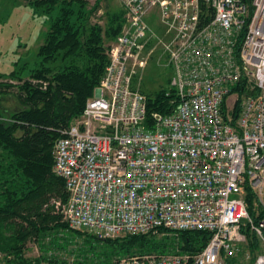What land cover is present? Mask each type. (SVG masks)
I'll return each mask as SVG.
<instances>
[{"label":"built area","instance_id":"2783aa9c","mask_svg":"<svg viewBox=\"0 0 264 264\" xmlns=\"http://www.w3.org/2000/svg\"><path fill=\"white\" fill-rule=\"evenodd\" d=\"M120 8L99 85L54 144L52 172L68 195L56 213L101 239L209 234L197 253L115 264H226L247 246V231L260 249L244 250L246 264L251 256L264 264V0H120ZM157 47L172 71L171 109L148 114L134 78ZM25 81L48 86L5 84Z\"/></svg>","mask_w":264,"mask_h":264},{"label":"trees","instance_id":"16d2710c","mask_svg":"<svg viewBox=\"0 0 264 264\" xmlns=\"http://www.w3.org/2000/svg\"><path fill=\"white\" fill-rule=\"evenodd\" d=\"M39 11L46 32L36 55L38 62L26 74L13 71L9 79L45 80L46 90L19 85L20 109L0 118V255L2 264H115L121 258L146 253H197L209 240L206 232H182L176 236H126L101 239L70 229L61 216L46 207L55 196L65 202L63 181L52 172L53 148L61 131L78 118L93 96L108 63L105 42L114 41L123 22V12L111 13L104 26L92 23L99 0H23ZM0 78H3L0 77ZM26 78V79H25ZM11 86L0 83V90ZM1 92V91H0ZM165 89L147 97V112L168 113ZM250 253L260 249L255 233L246 232ZM63 237V238H61ZM82 239V247L70 249L69 239ZM37 242L42 254L25 257L26 244ZM47 241V242H45ZM58 252L74 259L62 260ZM251 256L249 263L253 262ZM248 263V264H249ZM226 264H242L238 257Z\"/></svg>","mask_w":264,"mask_h":264},{"label":"rangeland","instance_id":"374dc122","mask_svg":"<svg viewBox=\"0 0 264 264\" xmlns=\"http://www.w3.org/2000/svg\"><path fill=\"white\" fill-rule=\"evenodd\" d=\"M86 1L90 7L96 2V0ZM120 9V0H99V8L92 17V23H97L103 27L106 17L111 13L120 11ZM150 17L148 22L157 27L156 16L150 15ZM43 21L44 18L41 17L40 12L23 0H0V77L3 76V78H0V83H5V81L20 82L17 79L11 80L4 76L13 71L18 72L23 67H25L24 70L33 68L38 62L36 52L39 45L42 44L43 35L46 32V25ZM109 43L105 42V46ZM171 78L172 71L168 66V58L163 49L157 47L144 69L135 76L134 82L142 93L149 95L160 89H167ZM10 86V89L3 88L0 90V112L3 114L21 108L17 100L19 95L18 86ZM13 87L16 89H12ZM56 202H61V200L51 196L48 203L45 204L46 206L44 205L43 210L45 207H53V212L56 213ZM69 241L71 242L70 249L82 247V239L71 237ZM237 248L239 253L236 257L239 260L243 259L245 251L242 250L241 245H237ZM41 254L37 242L30 240L26 244V258L35 259ZM58 255L62 260L68 262H72L74 259L63 252H58ZM246 261L244 257L242 264H246Z\"/></svg>","mask_w":264,"mask_h":264},{"label":"crops","instance_id":"0c3cea01","mask_svg":"<svg viewBox=\"0 0 264 264\" xmlns=\"http://www.w3.org/2000/svg\"><path fill=\"white\" fill-rule=\"evenodd\" d=\"M152 26H153V25H152ZM39 46H40V45H39ZM24 68H25V67L21 68V70H19L18 72H20L21 74H26L27 71H28L29 69L24 70ZM22 70L25 71V72H23ZM9 113H11V112H9ZM7 114H8L7 112L4 113V115H7Z\"/></svg>","mask_w":264,"mask_h":264},{"label":"water","instance_id":"95a60500","mask_svg":"<svg viewBox=\"0 0 264 264\" xmlns=\"http://www.w3.org/2000/svg\"><path fill=\"white\" fill-rule=\"evenodd\" d=\"M242 222H244V220Z\"/></svg>","mask_w":264,"mask_h":264}]
</instances>
